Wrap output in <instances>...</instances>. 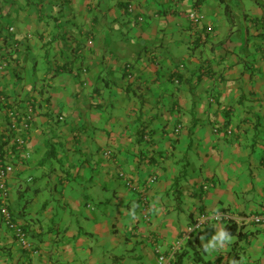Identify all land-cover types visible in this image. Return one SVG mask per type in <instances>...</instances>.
Instances as JSON below:
<instances>
[{
	"label": "crops",
	"instance_id": "crops-1",
	"mask_svg": "<svg viewBox=\"0 0 264 264\" xmlns=\"http://www.w3.org/2000/svg\"><path fill=\"white\" fill-rule=\"evenodd\" d=\"M0 148V264H264V0H0Z\"/></svg>",
	"mask_w": 264,
	"mask_h": 264
},
{
	"label": "built area",
	"instance_id": "built-area-1",
	"mask_svg": "<svg viewBox=\"0 0 264 264\" xmlns=\"http://www.w3.org/2000/svg\"><path fill=\"white\" fill-rule=\"evenodd\" d=\"M129 11H132V7L128 8ZM190 18L192 19L193 22L197 23L198 18L196 17L195 14H191ZM33 119V111L28 110V115L26 117V122L23 123L24 129L26 130L28 128V123ZM10 127V133L8 134L9 140H14L15 134L17 131V125L14 120L11 119L9 123ZM26 139H17L16 140V149H15V154L18 155L19 157H28L23 152V147ZM106 156L110 155V152H105ZM16 168V163L14 161H11L7 155L5 154V151L0 148V203H1V208H0V215L5 219L7 226L14 232V234L18 237L20 243L22 246L29 247V244L26 240V236L21 228L16 226L14 223L11 222L10 216L7 212V200L9 198V189L7 187V179L9 176H11L15 172ZM212 218V217H211ZM214 220H219V219H225L228 220L229 216L225 215H215L213 216ZM207 222L206 217L200 218L197 222H195L193 225L188 227L186 229L185 235L183 236L184 240L189 239L196 230H199L205 223ZM253 222L256 224L263 223L264 222V213L255 216L253 218ZM176 249L173 250L171 255H162L160 254L158 256V264H172V260L174 259Z\"/></svg>",
	"mask_w": 264,
	"mask_h": 264
},
{
	"label": "clouds",
	"instance_id": "clouds-1",
	"mask_svg": "<svg viewBox=\"0 0 264 264\" xmlns=\"http://www.w3.org/2000/svg\"><path fill=\"white\" fill-rule=\"evenodd\" d=\"M134 216L135 213L133 212ZM232 236L229 231L221 227L218 231H215L212 237L207 241V243L203 244V251L207 253L209 257H213L215 252H218L223 249L225 244L231 243ZM233 264H237L236 261H233Z\"/></svg>",
	"mask_w": 264,
	"mask_h": 264
},
{
	"label": "trees",
	"instance_id": "trees-1",
	"mask_svg": "<svg viewBox=\"0 0 264 264\" xmlns=\"http://www.w3.org/2000/svg\"><path fill=\"white\" fill-rule=\"evenodd\" d=\"M226 229L229 231V233L233 236L237 235L239 236V232H237L234 225L227 226Z\"/></svg>",
	"mask_w": 264,
	"mask_h": 264
},
{
	"label": "rangeland",
	"instance_id": "rangeland-1",
	"mask_svg": "<svg viewBox=\"0 0 264 264\" xmlns=\"http://www.w3.org/2000/svg\"><path fill=\"white\" fill-rule=\"evenodd\" d=\"M103 156L107 157L105 152L103 153ZM109 157H110V156H109ZM192 225H193V224H192ZM197 231H198V230H196L195 232H197ZM195 232H194V233H195Z\"/></svg>",
	"mask_w": 264,
	"mask_h": 264
}]
</instances>
